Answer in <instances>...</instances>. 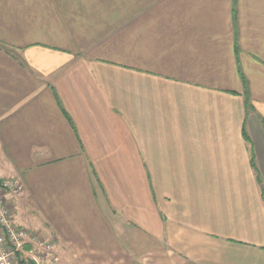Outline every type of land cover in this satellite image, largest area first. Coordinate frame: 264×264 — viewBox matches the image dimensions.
I'll return each instance as SVG.
<instances>
[{
    "label": "crops",
    "instance_id": "1",
    "mask_svg": "<svg viewBox=\"0 0 264 264\" xmlns=\"http://www.w3.org/2000/svg\"><path fill=\"white\" fill-rule=\"evenodd\" d=\"M3 178L61 264H264V0H0Z\"/></svg>",
    "mask_w": 264,
    "mask_h": 264
},
{
    "label": "built area",
    "instance_id": "2",
    "mask_svg": "<svg viewBox=\"0 0 264 264\" xmlns=\"http://www.w3.org/2000/svg\"><path fill=\"white\" fill-rule=\"evenodd\" d=\"M22 192L17 179L0 180V264H61L52 241L16 223L12 200Z\"/></svg>",
    "mask_w": 264,
    "mask_h": 264
},
{
    "label": "rangeland",
    "instance_id": "3",
    "mask_svg": "<svg viewBox=\"0 0 264 264\" xmlns=\"http://www.w3.org/2000/svg\"><path fill=\"white\" fill-rule=\"evenodd\" d=\"M34 222H32V231L34 232H38L39 230L41 231V236L43 235V229H44V224L42 223V221H40V219L38 218H34ZM38 220V222H37ZM37 222V223H36ZM20 226V225H19ZM22 227V226H21ZM24 228V227H23ZM27 229V228H26Z\"/></svg>",
    "mask_w": 264,
    "mask_h": 264
},
{
    "label": "bare ground",
    "instance_id": "4",
    "mask_svg": "<svg viewBox=\"0 0 264 264\" xmlns=\"http://www.w3.org/2000/svg\"><path fill=\"white\" fill-rule=\"evenodd\" d=\"M41 237V236H40ZM43 238V237H42Z\"/></svg>",
    "mask_w": 264,
    "mask_h": 264
}]
</instances>
